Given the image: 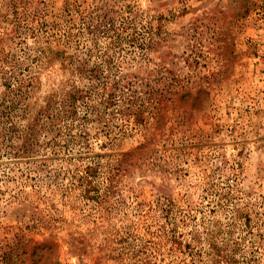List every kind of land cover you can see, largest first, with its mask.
Here are the masks:
<instances>
[{
	"label": "rangeland",
	"instance_id": "1",
	"mask_svg": "<svg viewBox=\"0 0 264 264\" xmlns=\"http://www.w3.org/2000/svg\"><path fill=\"white\" fill-rule=\"evenodd\" d=\"M0 264H264V0H0Z\"/></svg>",
	"mask_w": 264,
	"mask_h": 264
},
{
	"label": "trees",
	"instance_id": "2",
	"mask_svg": "<svg viewBox=\"0 0 264 264\" xmlns=\"http://www.w3.org/2000/svg\"><path fill=\"white\" fill-rule=\"evenodd\" d=\"M121 80H116L114 81V83L111 84H107L105 83V81L103 79H100V90L102 92L101 94V99L100 102L102 103V105L105 106H113V108H116L115 105L118 103V99H120L121 94L123 93V91L121 93L118 92V88L121 85ZM97 89L95 90H89L88 88L85 89V91L83 92L82 89H80V91H76V93L71 94V105H72V109H70V113H76V109L77 106L76 104H78L80 102V107L81 105H83V107L85 109H87V105L88 102L85 99H88L91 97V93L95 92ZM12 131H14V127L11 126L10 127Z\"/></svg>",
	"mask_w": 264,
	"mask_h": 264
}]
</instances>
